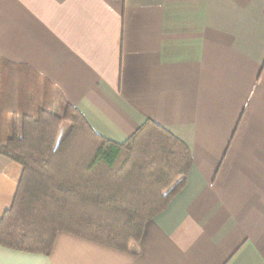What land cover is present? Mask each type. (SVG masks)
<instances>
[{
	"label": "crops",
	"instance_id": "obj_1",
	"mask_svg": "<svg viewBox=\"0 0 264 264\" xmlns=\"http://www.w3.org/2000/svg\"><path fill=\"white\" fill-rule=\"evenodd\" d=\"M0 68L102 138L153 121L193 159L130 252L61 232L0 264H264V0H0ZM23 171L0 155V224Z\"/></svg>",
	"mask_w": 264,
	"mask_h": 264
},
{
	"label": "trees",
	"instance_id": "obj_2",
	"mask_svg": "<svg viewBox=\"0 0 264 264\" xmlns=\"http://www.w3.org/2000/svg\"><path fill=\"white\" fill-rule=\"evenodd\" d=\"M12 69L0 68V155L24 171L0 224V246L50 255L64 232L130 252L185 188L189 149L153 121L113 143L71 106L59 117L36 82L19 83L23 76Z\"/></svg>",
	"mask_w": 264,
	"mask_h": 264
},
{
	"label": "rangeland",
	"instance_id": "obj_3",
	"mask_svg": "<svg viewBox=\"0 0 264 264\" xmlns=\"http://www.w3.org/2000/svg\"><path fill=\"white\" fill-rule=\"evenodd\" d=\"M68 131H69V125L67 123H64L60 133V138H59L60 141L68 134Z\"/></svg>",
	"mask_w": 264,
	"mask_h": 264
}]
</instances>
